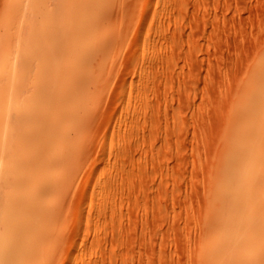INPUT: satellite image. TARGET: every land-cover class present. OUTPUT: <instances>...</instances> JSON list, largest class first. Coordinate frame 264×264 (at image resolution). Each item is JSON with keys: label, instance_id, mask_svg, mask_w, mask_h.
<instances>
[{"label": "rangeland", "instance_id": "374dc122", "mask_svg": "<svg viewBox=\"0 0 264 264\" xmlns=\"http://www.w3.org/2000/svg\"><path fill=\"white\" fill-rule=\"evenodd\" d=\"M0 56L2 264L264 258V0H0Z\"/></svg>", "mask_w": 264, "mask_h": 264}, {"label": "bare ground", "instance_id": "6f19581e", "mask_svg": "<svg viewBox=\"0 0 264 264\" xmlns=\"http://www.w3.org/2000/svg\"><path fill=\"white\" fill-rule=\"evenodd\" d=\"M12 6H16V5H12ZM9 9H10V8H9ZM16 10H17V9H16ZM19 10H20V9H19ZM19 10H18V11H19ZM24 11H25V10H24ZM27 12H28V10H27ZM13 13H14V12H13ZM9 14H10V13H9ZM11 15H12V14H11ZM11 15H10V17H11ZM18 16H19V15H18ZM6 19H7V18H6ZM15 19H17V18H15ZM16 21H17V20H16ZM24 21H25V20H24ZM24 21H23V22H24ZM29 21H30V20H29ZM27 22H28V21H27ZM32 22H33V21H32ZM83 22H84V21H83ZM13 24L15 25L14 22H13ZM13 24H12V26H13ZM16 24H18V23H16ZM31 24H32V23H31ZM31 24H30V25H31ZM18 25H19V24H18ZM24 25H25V24H24ZM28 25H29V24H28ZM7 26H8V25H7ZM12 26H11V27H12ZM21 26H22V25H21ZM8 27H10V26H8ZM8 27H6V28H8ZM29 27H30V26H29ZM22 28H23V26H22ZM22 28H21V29H22ZM26 28H27V27H26ZM59 28H61V27H59ZM62 28H63V27H62ZM62 28H61V29H62ZM63 29H64V28H63ZM63 29L61 30V32L64 31V32L67 33V31H68L67 35L70 33L69 30L66 31L65 29H64V30H63ZM84 29H85V28H84ZM7 30H8V29H7ZM18 31H20V30H18ZM21 31H22V30H21ZM38 31H39V30H38ZM28 32L31 33L29 29H28ZM51 32H52V31H51ZM53 32H54V31H53ZM64 32H62V33H64ZM84 32H85V31H84ZM5 33L7 34V32H5ZM24 33H25V32H24ZM24 33H23L22 36H25ZM29 33H28V37H30V36H29ZM33 33H36V32H32L31 35H33ZM6 34H5V35H6ZM14 34H17V32H15ZM25 34H26V33H25ZM48 34H49V33H48ZM5 35H4V36H5ZM17 35H18V34H17ZM39 35H42V34H39ZM44 35H45V34H44ZM51 35H52V33L50 34V36H51ZM64 35H66V34H64ZM72 35H73V34H72ZM74 35H76V34L74 33ZM11 36H12V33H11ZM15 36H16V35H15ZM35 36H36V35H35ZM46 36H47V35H46ZM26 37H27V36H26ZM28 37H27V38H28ZM66 37L68 38V40H65L66 43H65V42H64V43L67 44V42L69 41L68 43L72 46V44H73L74 42H73V43H70L71 41L69 40V37H68V36H66ZM73 37H74V36H73ZM73 37H72V38H73ZM8 38H9V40H10L12 37L10 38V36H8ZM8 38H7V39H8ZM14 38H15V37H14ZM17 38H18V36H17ZM17 38H16V40H17ZM49 38H50V37H49ZM52 38H53V37H52ZM67 38H66V39H67ZM72 38H71V39H72ZM84 38H85V36H84ZM7 39H6V40H7ZM24 39H25V38H24ZM77 39H80V38L77 37ZM6 40H3V42L6 41ZM11 40L13 41V39H11ZM47 40H49V39H46V41H47ZM51 40H52V39H51ZM72 40H73V39H72ZM75 40H76V38H75ZM75 40H74V41H75ZM14 41H15V40H14ZM14 41H13V42H14ZM24 41H25V40H24ZM56 41H57V40H56ZM25 42H26V41H25ZM25 42H24V43H25ZM38 42H39V41H38ZM48 42H49V41H48ZM75 42H76V41H75ZM80 42H81V40H80ZM84 42H85V41H84ZM4 43H6V42H4ZM36 43H37V41H36ZM52 43H53V42H52ZM52 43H51V44H52ZM57 43H58V42H57ZM64 43H62V45H64ZM76 43H77V42H76ZM1 44H2V43H1ZM7 44H8V43H7ZM10 44H11V43H10ZM14 44H15V43H14ZM42 44H43V43H42ZM51 44L48 43L49 46H50ZM53 44H54V43H53ZM53 44H52L51 46H53ZM69 44H68V45H69ZM81 44H82V43H81ZM25 45H26V43H25ZM25 45H24V46H25ZM56 45H57V44H56ZM74 45H75V48L73 49ZM76 45H77V44L74 43L73 46H72V47L70 46V47L73 49V50H72L73 53H74L73 55L76 57L75 59H76V61H77V58H78L77 56H78V55H77V53L74 52V50H76ZM18 46H19V45H18ZM49 46H47V47H49ZM51 46H50V47H51ZM59 46H60V45L58 44L57 46H54V47H59ZM68 47H69V46H68ZM82 47L85 48V46H83V44H82ZM9 48H10V47H9ZM11 48H12V46H11ZM28 48H29V47H28ZM28 48H27V49H28ZM59 49H60V48H59ZM59 49H57V50H59ZM63 49H64V48H63ZM66 49H67V47H66ZM85 49H86V48H85ZM97 49H98V48H97ZM1 50H2V49H1ZM21 50H22V49H21ZM61 50H62V49H61ZM61 50H60V51H61ZM80 50H81V48H80ZM14 51H15V50H14ZM49 51H50V49H49ZM1 52H2V51H1ZM11 52H12V51H10V54H11ZM15 52H16V51H15ZM28 52H29V51H28ZM62 52H63V51H61V53H62ZM69 52H71V49H70ZM84 52H85V51H84ZM92 52H93V50H92ZM100 52H101V51H100ZM33 54H34V53H33ZM58 54H59V53H58ZM75 54H76V55H75ZM5 55H6V54L3 55L2 60H4V56H5ZM7 55H8V53H7ZM12 55H13V53H12ZM45 55H46V54H45ZM61 55H62V54H61ZM69 55H70V54H69ZM69 55H68V56H69ZM9 56H10V55H9ZM56 56H57V55H56ZM74 56H73V57H74ZM5 57H6V56H5ZM62 57H63V56H62ZM82 57H83V56H82ZM92 57H93V56H92ZM10 58H11V57H9V59H10ZM12 58H13V57H12ZM68 58H69V57H68ZM84 58H85V57H84ZM84 58L82 59V62H84V61H83ZM0 59H1V56H0ZM70 59H71V58H70ZM10 60H11V59H10ZM13 60H14V59H13ZM13 60H12V62H13ZM33 60H34V59H33ZM59 60H60V58H59ZM72 60H73V59H72ZM85 60H87V59H85ZM60 61H63V60H60ZM69 61H70V60H69ZM10 62H11V61H10ZM10 62H9V63H10ZM86 62H87V61H86ZM100 62H101V61H100ZM5 63H6V62H5ZM13 63H14V62H13ZM56 63H57V61H56ZM56 63H55V66H56ZM58 63H61V62H58ZM71 63H72V62H71ZM14 64H15V63H14ZM29 64H30V63H29ZM77 64H78V63H77ZM77 64H76V65H77ZM60 65H61V64H60ZM60 65H59V66H60ZM73 65H74V64H73ZM82 65H83V64H82ZM1 66H3V64H1ZM15 66H16V64H15ZM19 66H20V65H19ZM78 66H79V65H78ZM78 66H72V67H73V69H74V68H77ZM3 67H5V65H4ZM29 67H30V66H29ZM52 67H53V66H52ZM57 67H58V65H57ZM64 67H65V66H64ZM72 67H70V68H72ZM82 67H83V66H82ZM55 68H56V67H55ZM60 68H61V67H60ZM60 68H58V69H60ZM78 68H79V67H78ZM78 68H77V69H78ZM91 68H92V67H91ZM2 69H3V73H4L5 71H7L8 68L5 67V68H2ZM5 69H6V70H5ZM55 70H56V69H55ZM55 70H54V71H55ZM74 70H75V69H74ZM12 71H14V69H13ZM56 71H57V70H56ZM62 71H63V70H62ZM64 71H65V68H64ZM7 72H8V71H7ZM52 72H53V71H52ZM75 72L77 73V71H75ZM16 73H17V72H16ZM43 73H44V72H43ZM55 73H56V72H55ZM58 73H59V72H58ZM58 73H57V74H58ZM65 73H66V71H65ZM5 74H7V73L5 72V73L3 74V76H4ZM12 74H14V73H13V72H10L9 75L13 76ZM19 74H20V72H19ZM68 74H69V73H68ZM74 74H75V73H74ZM59 75H60V74H59ZM3 76H1V77H3ZM5 76H6V75H5ZM69 76H70V75H69ZM52 77H53V76H52ZM64 77H65V76H64ZM61 78H63V77H61ZM66 78H67V77H66ZM18 80H19V79H18ZM64 80H65V79H64ZM64 80H63V81H64ZM67 80H68V79H67ZM71 80H72V79H71ZM6 81H7V80H6ZM6 81H5V80H4V81L2 80V81H1V85H2L4 82H6ZM8 81H11L10 78L8 79ZM20 81H21V80H20ZM63 81H62V82H63ZM2 82H3V83H2ZM51 82H52V81H51ZM9 83L11 84V82H8V84H9ZM34 84H35V83H34ZM58 84H59V83H58ZM58 84L56 83V85H58ZM1 85H0V86H1ZM5 85H7V83H5ZM5 85L3 84V86H2L3 90H4ZM25 85H26V84H25ZM27 86H28V85H27ZM30 86H31V85H30ZM48 86H49V85H48ZM50 86H52V85H50ZM50 86L48 87V89L50 88ZM7 87H9V86H7ZM18 87H19V86L17 85V88H18ZM44 87H45V86H44ZM15 88H16V86H15ZM44 89H46V88H44ZM48 89H46V90H48ZM0 90H1V89H0ZM49 90H51V89H49ZM49 90H48V91H49ZM65 90H66V89H65ZM32 91H33V90H32ZM32 91H31V92H32ZM55 91H56V90L52 89V91H51V95H50V100H51V99L54 100V99H56V98L58 97L57 94H55V93H56ZM58 91H59V90H58ZM44 92H45V91H44ZM54 92H55V93H54ZM5 93H7V92L5 91ZM73 93H74V92H73ZM36 94H37V93H36ZM36 94H35V95H36ZM12 95H13V94H12ZM37 95H38V94H37ZM60 95H61V94H60ZM65 95H66V94H65ZM5 96H7V95H5ZM18 96H19V95H18ZM25 96H26V95H25ZM0 97H1V96H0ZM22 97H24V96H22ZM42 97H43V96H42ZM70 97H71V96H70ZM13 98H14V97H13ZM16 98H17V97H16ZM59 98H60V97H59ZM59 98H58V101H59ZM7 99H8V98H7ZM40 99H41V97H40ZM45 99H46V98H45ZM9 100H10V98L8 99V101H9ZM24 100H25V98H24ZM53 100H52V101H53ZM0 101H1V100H0ZM6 101H7V100H6ZM14 101H16V100H14ZM17 101H18V99H17ZM11 102H12V101H11ZM56 102H57V99H56ZM57 103H58V102H57ZM59 104H60V102H59ZM35 105H36V104H35ZM54 105H55V104H54ZM16 106H18V104H17ZM65 106H66V105H65ZM33 107H34V106H33ZM37 107H39V106H37ZM59 107H60V105H59ZM31 108H32V105H31ZM35 108H36V107H35ZM0 109H1V108H0ZM16 109H17V108H16ZM4 110H5V109H4ZM44 110H45V109H44ZM44 110H43V111H44ZM53 111H54V110H53ZM11 112H12V111H11ZM17 112H18V111H17ZM50 112H51V110H50ZM18 113H19V112H18ZM26 113H29L28 110L25 112V114H26ZM37 114H38V113H37ZM39 114H41V113H39ZM15 115H16V114H15ZM17 115H19V114H17ZM17 115H16L17 118L20 117V115H19V116H17ZM35 115H36V114H35ZM35 115H34L33 117H35ZM5 116H6V114L3 115L4 118H5ZM7 116H9V115H7ZM39 116H40V115H39ZM39 116H38V117H39ZM16 117H15V119H16ZM24 117H25V116H24ZM22 118H23V116H22ZM30 118H31V117H30ZM6 119H7V118H6ZM46 119H47V118H46ZM10 120H11V119H10ZM10 120H8V122H9ZM20 120H21V118H18V120L16 119V122H17V121L19 122ZM31 120H33V119H31ZM47 120H48V119H47ZM3 121H4V120H3ZM5 121H6V120H5ZM10 122H11V121H10ZM14 122H15V121H14ZM18 122H17V124H18ZM4 123H5V122H4ZM22 123H23V122H22ZM2 124H3V123H2ZM17 124H15L16 126L13 125V126H15V127H13V126L10 124L11 127L14 128V132L11 133V134H10V132H8V133H9L8 135H10L11 139L16 140V142H18V143L20 144V146H17V145H16V149L19 148V147H21V144H22L21 142H22V141H23V143H24L25 135L22 134V132H24V130L27 129L26 127H28V126H25L26 129L23 127L24 129L22 128V129H23L22 132H19L18 129H16ZM20 124H21V123H20ZM20 124H18V125H20ZM34 124H35V123H34ZM36 124H37V123H36ZM47 125H48V124H47ZM47 125H46V126H47ZM49 125H50V124H49ZM36 126H37V125H35V127H36ZM54 126H55V125H54ZM30 128H31V127H30ZM36 128H37V127H36ZM31 129H32V128H31ZM37 129H38V128H37ZM12 130H13V129H12ZM12 130H11V131H12ZM29 130H30V129H29ZM31 131H32V130H31ZM38 131H40V130L38 129ZM38 131H37V132H38ZM26 132H27V131H26ZM52 133H53V132H52ZM52 133H51V134H52ZM12 134H13V135H12ZM44 134H47V133H44ZM29 135H30V134H29ZM29 135L26 137L27 140H28V139L30 140L31 138H32V139L34 138V135H33V134H31L30 137H29ZM35 136H36L35 138H37L38 140H40L41 135H40V137H39V135H38V137H37V134H36ZM47 137H48V136H47ZM42 138H44V140L47 139V138H45V137H42ZM42 138H41V139H42ZM5 139H6V138H5ZM6 140L9 141L10 138L8 139V137H7ZM27 140H25V141H27ZM8 141H7V142H8ZM45 141H46V140H45ZM13 142H14V141H12L11 144H9V146H10V145H11V147H12V145L15 146V143H16V142H14V143H13ZM27 142H29V141H27ZM40 142L43 143V139L40 140ZM40 142H39V143H40ZM12 143H13V144H12ZM37 143H38V142H37ZM42 143H40V145H41ZM5 144H6V143H5ZM19 144H18V145H19ZM35 144H36V142L33 144V146H35V148H37V146H38L39 144H38V145H37V144L35 145ZM51 145H52V143H51ZM9 146H8L7 149H8V152H11V149H12V148H10ZM14 146H13V148H14ZM22 146H23V145H22ZM27 146H28V145H27ZM27 146H26V148H27ZM42 146H43V145H42ZM45 146H46V143H45ZM45 146H44V147H45ZM23 147H24V146H23ZM29 147H30L31 149H33V148H32V144H31ZM29 147L27 148L28 150L30 149ZM39 147H40V146H39ZM49 147H50V146H49ZM49 147H48V148H49ZM41 148H42V147H40V149H41ZM4 149H5V148H4ZM12 150H13V149H12ZM21 150L24 151V152H26V150H23L22 147H21ZM42 150H43V149H42ZM52 150H53V149H52ZM5 151H6V149H5ZM15 151H16V150H14L13 152H15ZM19 151H20V150H18V151H16V152H19ZM46 151H47V150H46ZM13 152H11V153H13ZM11 153H10V155H9L10 158L12 157V156H11ZM26 153H27V152H26ZM41 153H42V151H41ZM49 153H50V152H49ZM13 154H14V153H13ZM72 154H73V153H72ZM19 155H20V154H19ZM23 156H26V154H25V155L23 154V155L21 156V158H22ZM45 156H46V155H45ZM48 156H49V155H48ZM251 156H252V155H251ZM251 156H250V157H251ZM10 158H8V159H10ZM24 158H25V157H24ZM29 158H30V157H29ZM47 158H48V157H47ZM18 159H19V158H18ZM22 159H23V158H22ZM39 159H40V158H39ZM41 159H43V160H40V161H42V162L45 161L44 158H41ZM253 159H254V157H253ZM30 160H31V159H30ZM30 160L28 159L29 164L32 162V161L30 162ZM47 160H48V159H47ZM47 160H46V161H47ZM8 161H9V160H8ZM10 161H11V159H10ZM18 161H20V159H19ZM22 161H23V160H22ZM26 161H27V160H26ZM46 161H45V162H46ZM16 162H17V161H16ZM45 162H43V163H45ZM9 163H10V162H9ZM19 163H20V162H19ZM25 163H26V162H25ZM25 163H24V164H25ZM16 164H18V162H17ZM46 164H47V163H46ZM18 165H19V164H18ZM20 165H21V164H20ZM41 165H42V164H41ZM7 166H8V163H7ZM14 166H15V165H14ZM42 166H44V165H42ZM42 166H41V167H42ZM35 167H36V166H35ZM44 169H45V168H44ZM8 171H9V170H8ZM46 173H47V172H46ZM7 176H8V175H7ZM31 180H32V179H31ZM20 216H21V215H20ZM17 219H18V218H15V220H16V222H15L16 230H17V232H18L20 235H21V234L23 235L24 230L27 229L28 227H27L26 224H25V225H26V226H25V225L23 224V222H20V221H19L20 218H19L18 220H17ZM255 219H257V218H255ZM261 219H262V218H261ZM21 220H22V218H21ZM257 220H258V219H257ZM262 221H264V218H263V220L258 221V223L256 222V224H259V222L261 223ZM254 222H255V221H254ZM32 223H34V222H32ZM36 223H37V222H36ZM27 224H28V223H27ZM30 224H31V223H30ZM15 225H14V226L12 225V226L15 227ZM12 226H11V227H12ZM25 227H27V228H25ZM258 227H259V226H258ZM29 228H30V227H29ZM254 228H255V227H254ZM254 228H253V229H254ZM12 230H13V228H12ZM256 230H258V231H260V232L262 231L261 233L264 234V222H262L260 228H258V229H256ZM34 231H36V230H34ZM253 231H254V230H253ZM27 233H28V232H27ZM261 233H259L258 235L260 236ZM256 235H257V234H256ZM17 237H18V236H17ZM253 237H254V239H256V240H257V238H259L258 236H255V235H254ZM256 237H257V238H256ZM20 238H21V237H20ZM38 238H39V237H38ZM9 239H10V238L7 237L6 240H9ZM24 239H25V238H24ZM259 239H261V236H260ZM262 239H264V238H262ZM20 240H21V239H20ZM256 240H255V241H256ZM252 241H253V238H252ZM255 241H253V242H255ZM9 242H10V241H9ZM249 242H250V240H249ZM262 242H264V241L262 240ZM255 244H256L255 246L260 245V246H263V247H264V244H263V243H262V244H259L258 241H257V243H255ZM248 245H250V244H248ZM221 246H222V245H221ZM224 246H225V245H224ZM260 246H258V248H259ZM263 247H261V248H262V252L264 251V250H263V249H264ZM261 248H260V250H261ZM8 250H11V248L8 249ZM258 250H259V249H258ZM6 252H7V250L4 251V254H3V251H2V252H1V256H2V255H5ZM253 252H256V250H254ZM262 252L260 251V253H262ZM7 253L10 254L9 251H8ZM8 254H7V256H8ZM247 254H248V253H247ZM250 254H251V253H249L248 255L250 256ZM258 254H259V253H258ZM254 255H255V253H254ZM263 255H264V253H263ZM246 256H247V255H246ZM255 256L259 257L260 254H259V256H258V255H255ZM248 258H249V257H248ZM250 258H251V257H250ZM262 258H263V257H261V259H260V258H259V259L257 258V261L259 260V262H260L259 264L262 263ZM245 259H246V258H245ZM263 259H264V258H263ZM246 260H247V259H246ZM253 260H254V259H253ZM260 260H261V261H260ZM1 261H2V260H0V264H2ZM252 263H253L252 261H249V262H248V264H252Z\"/></svg>", "mask_w": 264, "mask_h": 264}]
</instances>
